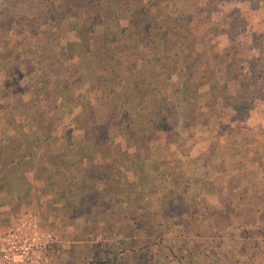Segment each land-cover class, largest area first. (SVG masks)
I'll return each instance as SVG.
<instances>
[{"label":"rangeland","instance_id":"obj_1","mask_svg":"<svg viewBox=\"0 0 264 264\" xmlns=\"http://www.w3.org/2000/svg\"><path fill=\"white\" fill-rule=\"evenodd\" d=\"M102 1L103 18L90 29L78 10L57 18L59 0H0V116L9 115L7 125L17 126L10 131L22 137L20 145L11 147L14 153L5 156H51L44 154L50 143L37 142L57 129L55 156L84 158L67 166L70 161L64 157L57 162L59 169L97 168L91 157L106 156L109 163L102 169L114 164L121 170L132 168L139 171V186L159 188L175 172L178 183L190 187L188 204L192 199L202 203L178 210L188 215L171 225L153 220L154 237L139 243L156 252L152 264L167 262L161 248L170 235L179 237L172 243L176 251L181 247L180 264H264V0H162L152 7V25L182 15L187 32L172 50L163 49L170 63L176 60L175 70L161 69L162 62L150 58L140 61L141 67L130 66V72L122 67L118 75L111 73L110 61L101 64L107 58L89 57L82 46L93 33L98 41V35L109 37L122 24L112 16L121 0ZM194 13L197 17L188 21ZM156 43L161 40H150L148 55H155ZM134 72L141 74V87L140 81L164 78L158 88H167L179 103V122L151 124L123 114L119 103L131 102L132 112L138 102L140 88L130 76ZM97 78L103 80L98 83ZM187 78L199 81L191 83L190 91ZM6 107L9 112L2 114ZM189 110H195L197 119L186 127L193 122ZM137 126L140 134H131ZM153 169L161 174L153 176ZM194 190L200 192L196 198ZM189 212H196L195 219ZM54 259L52 252L50 264ZM77 260L82 264L84 258ZM144 260L150 261L141 253L139 262Z\"/></svg>","mask_w":264,"mask_h":264},{"label":"crops","instance_id":"obj_2","mask_svg":"<svg viewBox=\"0 0 264 264\" xmlns=\"http://www.w3.org/2000/svg\"><path fill=\"white\" fill-rule=\"evenodd\" d=\"M5 111L9 112L7 107L2 114ZM7 119L12 118L9 115L0 116V229L11 227L24 210L35 212L42 230H54L60 236V242L53 251L55 259L52 264H80L77 260L79 257L84 258L82 264H141V253L150 260H144L142 264H152L155 259L153 253L156 252L139 243L152 237L153 230L150 228L155 224L153 220H167L171 225L188 215L178 210L187 209L189 204L198 208L202 203L192 199L188 204L186 193L190 187L178 183L173 174L175 172L168 174V181L159 188L157 185L139 186L138 170H121L115 164L114 168L102 169L109 163L106 156L91 157L94 167L99 164L97 168L59 169L57 162L64 157L70 161L67 166H71V162L75 166V161L83 162L84 158L55 156L59 153L58 137L55 139L53 136V133L59 135L57 129L55 132L50 130L37 142L45 145L50 143V152L43 153H50L51 156H8L14 153L12 146L21 144L22 137L10 131L17 126L12 123L7 125ZM65 143L70 142L66 140ZM43 150L38 151L40 155ZM94 171L107 173L112 177V183L105 184L106 179L103 178L92 179L90 175ZM78 173L85 177L81 179L76 176L80 175ZM149 173L159 176L161 171L153 169ZM178 176L181 180L182 174ZM198 193V190H194L192 196L196 198ZM195 213H190L191 218L195 219ZM140 229L143 233H140ZM175 236H167L169 243L161 248L168 254L167 262L162 264L182 262L180 254L177 256L182 251L181 247L176 251V244L172 243L179 239L178 235ZM97 241L109 243L107 246H97ZM162 254L164 256L165 253ZM149 256L153 259H149Z\"/></svg>","mask_w":264,"mask_h":264},{"label":"trees","instance_id":"obj_3","mask_svg":"<svg viewBox=\"0 0 264 264\" xmlns=\"http://www.w3.org/2000/svg\"><path fill=\"white\" fill-rule=\"evenodd\" d=\"M59 1L61 2L56 5V9L59 8L58 13L56 15L57 18H62L67 11L78 10L80 20L84 24H91L90 29L94 28L93 24L98 25L100 20H102L103 18L101 13L99 12L100 10L104 9V3L102 0ZM161 1L162 0L119 1L120 7H117L116 9L113 8L114 11L112 12V16H115V20H119V22L117 21L118 23H122L120 28L111 31L109 37L104 34L98 35V37H100L98 41H94V36L96 33H93V38H91L89 42L87 40H84L82 46H84L87 55L89 57L107 58L104 59L105 61L100 60L101 64L103 65L105 63L104 65H106L107 61H110L108 62V64H111L110 71L111 73H115L116 75H118V70H120L122 67L128 68V72H130V66L133 65V69L135 65L141 67L142 62L140 61L144 60L145 63H147L148 61L150 62L151 59L154 61L160 60L162 62L160 63V67H162L161 69H169V71L173 72L177 66L175 64L176 60H174L173 63H170V58L163 53V49L169 51L172 50V48H174L178 43V37L184 39V37L187 35V32L181 25L182 15H176L173 18H165L163 19V23L158 26L152 25L151 20L155 17L151 14L152 7L159 4ZM209 4H213V1L209 0ZM197 6L198 5L196 4L193 9V12H196ZM63 8L65 9L63 10ZM210 10L215 11L216 8L212 7ZM130 14L131 16H129ZM195 17H197V15L194 13V17H187V20L193 21ZM124 20H126V22H124ZM164 24L166 28H163ZM85 32L88 31L86 30ZM156 38L161 40V43H156L157 45H159V47L153 46V48H157V50L154 56H150L147 53V51L151 48L149 47V42L150 40L152 42H155ZM160 53H163V55H161ZM119 55H121L120 58ZM257 59L259 60L261 58L258 57ZM167 63H169L170 65H166ZM172 64L173 66H171ZM141 71L145 72L146 69L143 68ZM130 76L134 80L133 86L137 89L138 87L140 88L139 90H136L138 102L133 107L132 112L130 109L131 102L129 103V101L126 100L124 106H122L123 104L119 103L117 107L121 109H123L124 107L123 114L133 115L136 117V119H138V121L148 120L151 124H158L162 121L170 124V122L173 121H180V117L178 116L177 111L179 103L170 94L167 88L163 90L158 88L160 81L164 80V78L157 79L154 77V84L152 83V79H149L148 82H146V80L144 82L140 81V83L142 84L141 87L139 84V78H141V74L139 75V73L134 72ZM192 78H187L188 80L185 84V87L187 88L186 91L191 90L190 85L192 82L195 84L196 82H199L198 79ZM101 80H103V78H97L98 83ZM177 89L178 88L173 89L174 92H176ZM114 96H116V93H114ZM194 111L195 110L187 111V114L193 115V122L192 125L186 124V127L193 126L195 124V119H197V115ZM138 129L140 130L141 128H139V126L134 129L132 128L131 134H140V131ZM106 174H104L103 171H94L91 172L90 177L92 179H94V177H97L98 179L103 178L109 180L110 176Z\"/></svg>","mask_w":264,"mask_h":264},{"label":"built area","instance_id":"obj_4","mask_svg":"<svg viewBox=\"0 0 264 264\" xmlns=\"http://www.w3.org/2000/svg\"><path fill=\"white\" fill-rule=\"evenodd\" d=\"M59 242L51 230H42L37 214L23 211L13 225L0 229V264H50Z\"/></svg>","mask_w":264,"mask_h":264}]
</instances>
